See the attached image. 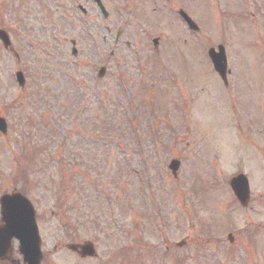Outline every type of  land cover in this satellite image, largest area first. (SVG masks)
<instances>
[{"label":"rangeland","instance_id":"374dc122","mask_svg":"<svg viewBox=\"0 0 264 264\" xmlns=\"http://www.w3.org/2000/svg\"><path fill=\"white\" fill-rule=\"evenodd\" d=\"M103 1L108 19L85 0H0L19 54L0 42V196L27 191L42 264H264V0ZM219 45L226 86L207 56ZM240 174L245 208L229 186ZM84 241L96 259L66 249Z\"/></svg>","mask_w":264,"mask_h":264},{"label":"water","instance_id":"95a60500","mask_svg":"<svg viewBox=\"0 0 264 264\" xmlns=\"http://www.w3.org/2000/svg\"><path fill=\"white\" fill-rule=\"evenodd\" d=\"M99 2V0H98ZM100 4V2H99ZM101 5V4H100ZM105 12V11H104ZM107 14V13H106ZM182 16L186 18L192 29H197V25L184 13ZM0 38L5 46L10 45V40L5 32H0ZM210 58L213 62L215 70L220 74L224 82H227V57L225 48L219 46L218 52L215 49L210 50ZM105 74V68L101 69L99 77ZM21 85L24 84V78L21 73L17 75ZM1 130L5 132L6 125L0 120ZM179 168V163L173 161L170 169L174 175ZM231 187L241 203L246 206L249 200V185L244 176H239L231 182ZM2 204V221L4 225L0 226V260L9 259L12 254L11 241L14 237L20 241V252L24 257L25 264H40L42 255L40 252V239L38 236L37 225L35 221V212L31 203L18 193L12 196H4L1 200ZM72 249L76 247L72 246ZM93 248L89 245L82 247V256L92 255Z\"/></svg>","mask_w":264,"mask_h":264},{"label":"flooded vegetation","instance_id":"af4514ba","mask_svg":"<svg viewBox=\"0 0 264 264\" xmlns=\"http://www.w3.org/2000/svg\"><path fill=\"white\" fill-rule=\"evenodd\" d=\"M87 3H90V0H85ZM80 9H81V11H82V13L81 14H83V15H86L87 14V11L85 10H82V8L81 7H79ZM64 17H66L67 18V16L65 15ZM65 18V19H66ZM64 19V20H65ZM70 22H72V18H71V21ZM85 24V21L83 22V25ZM130 25H133L132 23H130ZM70 26H72L71 24H70ZM119 35H120V32H119ZM119 39V38H118ZM74 42V44L76 45V42L75 41H73ZM77 51H76V56H77Z\"/></svg>","mask_w":264,"mask_h":264},{"label":"trees","instance_id":"16d2710c","mask_svg":"<svg viewBox=\"0 0 264 264\" xmlns=\"http://www.w3.org/2000/svg\"><path fill=\"white\" fill-rule=\"evenodd\" d=\"M50 160V159H49ZM64 169H67L70 173L73 171V165L70 163V161L66 162L64 164ZM46 171V170H45Z\"/></svg>","mask_w":264,"mask_h":264}]
</instances>
